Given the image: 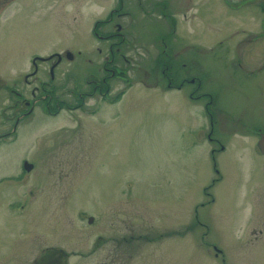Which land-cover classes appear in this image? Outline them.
Here are the masks:
<instances>
[{
  "label": "rangeland",
  "instance_id": "rangeland-1",
  "mask_svg": "<svg viewBox=\"0 0 264 264\" xmlns=\"http://www.w3.org/2000/svg\"><path fill=\"white\" fill-rule=\"evenodd\" d=\"M2 1L0 86L32 59L47 80L45 59L68 51L53 68L58 97L85 89L107 44L93 27L111 10L96 30L121 24L135 66L112 82L115 103L37 111L0 144V264H57L47 248L66 253L58 264H264V0ZM165 31L177 50L197 46L201 99L164 88L152 40ZM18 85L29 97L32 83ZM7 99L1 88L0 108Z\"/></svg>",
  "mask_w": 264,
  "mask_h": 264
},
{
  "label": "flooded vegetation",
  "instance_id": "flooded-vegetation-1",
  "mask_svg": "<svg viewBox=\"0 0 264 264\" xmlns=\"http://www.w3.org/2000/svg\"><path fill=\"white\" fill-rule=\"evenodd\" d=\"M123 1L127 0H117V3L122 4ZM7 0H3L1 4H4ZM158 5V4H157ZM164 7H160V12ZM167 13V12H166ZM117 15H130L127 10H119ZM168 14L162 13L158 16H165ZM185 17V16H184ZM111 17L104 19L102 23H99L98 28L104 27L107 22L111 21ZM173 19L168 17V22L173 23ZM121 24L115 25L113 30L105 31L104 33L99 34L95 29H93L94 35L98 40L106 42V47L104 50V54L102 55V59L100 62V66L95 70L87 72L83 82L86 86L85 89L80 90L74 86L71 90L68 91V96L70 98L58 97V87L57 84L53 83V68L57 66L62 61V56L66 59L68 51H64L62 55L59 53H55L51 55L49 58L45 60H52L48 66V79L44 80L41 75H38L40 71L37 69V65H35V60H31V70L29 72L23 73L22 77L17 80V83H20V80L24 83V85H28L32 83L28 95L25 94V89H21V87L14 82L13 86L2 85V88L8 94L7 103L4 104L3 107L0 108V144L4 146H8L13 140L17 139V131L22 126L26 125L28 121H30L38 111L41 115H46L48 117H56L63 110H68L74 112L86 106V101L89 98L95 100V102H102L104 104H112L115 103L116 97L120 91L114 92V88H111V84L113 81L117 79L119 81H126V77L122 78L127 70L132 67L134 64L131 61V57L123 51L122 43L123 38L126 33L121 32L119 29L121 28ZM163 35L161 39L160 35ZM158 34L155 38H153L152 42L160 41L162 43V49L160 53L165 54L164 67L163 71H161L164 75L165 89H173L180 90L185 88L186 86H190L192 90L188 92V99L190 100H198L202 98V94L200 93V85H199V77L196 73V67L198 65V57L199 50L196 48L197 46H193L192 44H187L184 42L180 44L178 50L175 47L169 46L167 42V34L166 31L164 33ZM127 45V43H126ZM191 49V50H190ZM98 52H101L100 48H97ZM188 54V55H187ZM44 60V59H42ZM123 64L127 67L126 70L123 68ZM135 66V65H134ZM123 67V68H122ZM132 70V69H131ZM148 76V73H147ZM122 78L124 80H120ZM19 81V82H18ZM141 84H144L145 81H139ZM156 81H152V85H146L148 88L156 87L153 83ZM193 92H197L193 95ZM111 95V97L109 96ZM92 110V108H88ZM206 114L209 118V133L208 140H212L210 135L213 127L211 124L213 123V114L207 106H205ZM33 116V117H32ZM257 134H260V130H256ZM24 159L21 160V164L24 162Z\"/></svg>",
  "mask_w": 264,
  "mask_h": 264
},
{
  "label": "trees",
  "instance_id": "trees-1",
  "mask_svg": "<svg viewBox=\"0 0 264 264\" xmlns=\"http://www.w3.org/2000/svg\"><path fill=\"white\" fill-rule=\"evenodd\" d=\"M114 12V11H113ZM112 13V12H111ZM111 13H110V15H111ZM109 17V16H108ZM107 17V18H108ZM101 22H103V21H97V22H95V24H94V28H96L98 25H99V23H101ZM119 95H120V93L116 96V97H119ZM208 108V107H207ZM207 111H209V110H207ZM47 250H48V253H51L52 251H53V253L54 252H56L57 254V256H54V260H47L48 258H50V256L46 259V261H48V262H50V261H56L57 262V264L59 263V261H60V257H62V256H65V252L63 251V250H61V249H57V248H47ZM46 253V252H45ZM58 256H59V258H58ZM46 257H45V255H44V258H42V259H38V260H40V261H42L44 264H46L45 263V261H44V259H45ZM63 264H65V263H63Z\"/></svg>",
  "mask_w": 264,
  "mask_h": 264
},
{
  "label": "water",
  "instance_id": "water-1",
  "mask_svg": "<svg viewBox=\"0 0 264 264\" xmlns=\"http://www.w3.org/2000/svg\"><path fill=\"white\" fill-rule=\"evenodd\" d=\"M71 54H67V58H70ZM256 146L261 154H264V132L259 134V137L256 142ZM22 167L25 171H28L31 168V164L24 161ZM88 221H91V218H88Z\"/></svg>",
  "mask_w": 264,
  "mask_h": 264
}]
</instances>
